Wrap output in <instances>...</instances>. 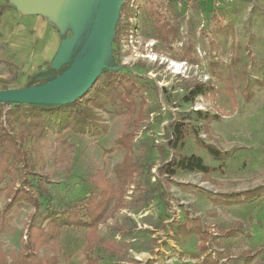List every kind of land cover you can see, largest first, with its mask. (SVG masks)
I'll use <instances>...</instances> for the list:
<instances>
[{"label": "rangeland", "instance_id": "rangeland-1", "mask_svg": "<svg viewBox=\"0 0 264 264\" xmlns=\"http://www.w3.org/2000/svg\"><path fill=\"white\" fill-rule=\"evenodd\" d=\"M190 1L122 0L121 6L125 3L128 11L121 13L120 7L117 12L104 65L144 85L147 118L136 133L134 147L142 167L138 178L146 194L135 192L134 202L102 225L104 240L121 252L96 248L100 264H200L202 259L191 256L198 253V238L176 230L187 214L207 227L240 229L213 243L220 264H264V198L216 205L199 191L239 192L264 184V0ZM100 2L0 0V90L28 87L41 70L66 61H72L69 70L58 79L80 71L95 47L98 14L93 27L92 23ZM152 9L174 29L172 48L155 37ZM119 18H130L132 37L127 35L117 51L113 39ZM52 81L42 79L38 84ZM196 83L212 85L217 92L184 102L183 96ZM231 86L237 96L236 108L228 94ZM242 89L254 92L251 102L244 101ZM196 110L226 114L211 123V137L204 138L232 157L208 181L200 173L188 172L166 180L158 169L172 154L166 146L170 124ZM102 120L105 130L85 134L55 130L33 150V155L44 160L42 171L51 181L46 184L51 195L42 200V209L50 203L84 198L93 190L88 179L97 170L114 177L123 152L106 150L130 121L115 113H103ZM32 146L27 143L28 149ZM182 152L199 155L213 167L221 165L196 145L193 136ZM38 178L31 179L36 184ZM3 204L1 199L0 224ZM32 210L30 206L14 208L10 226L0 231V244L13 255L21 250V231ZM59 240L60 264H87L84 231L65 228ZM249 250L253 251L250 260L244 254Z\"/></svg>", "mask_w": 264, "mask_h": 264}, {"label": "trees", "instance_id": "trees-1", "mask_svg": "<svg viewBox=\"0 0 264 264\" xmlns=\"http://www.w3.org/2000/svg\"><path fill=\"white\" fill-rule=\"evenodd\" d=\"M99 6L100 4L97 9ZM127 11L123 3L120 12ZM97 14L98 11L94 14L92 27ZM150 18L155 37L165 46L172 48L174 29L168 27L160 12L156 10L150 11ZM123 21L119 18L115 27L113 41L117 51L121 50L123 39L131 31L130 18ZM71 62L66 61L58 67H46L34 76L28 86H33L34 82L39 85L38 81L42 79L51 81L58 79L69 70L67 65ZM143 88L144 85L135 77L105 68L87 93L74 102L0 103V201L4 200L0 231L3 232L10 226L12 219L10 213L14 208L30 206L33 209L21 232L20 252L13 255L0 244V264H60L59 239L64 227L84 231L87 264H100L101 259L94 252L96 248H104L115 254L121 252L117 245L104 240L101 227L134 202L135 192L140 190V193L146 194L138 178L142 167L136 161L134 147L136 133L147 118L145 111L147 99ZM232 89L231 86L232 92L228 94L233 108H236L237 96ZM216 90L212 85L196 83L188 89L183 101L190 103L199 96L213 95ZM242 91L244 101L251 102L254 92L251 89H242ZM103 113L126 115L130 121L129 127L106 150L123 152L122 160L115 168L114 177L97 170L88 179L93 190L84 198L77 201L50 203L42 209V200L51 195L46 186L51 181L49 174L42 171L44 160L42 161L41 156L33 155V150H37L43 138L55 130L65 134L70 132L85 134L88 131L105 130L107 127L102 120ZM224 115L226 114L222 112L196 110L191 114L177 117L170 124L167 135L166 146L172 154L159 167V175L168 180L167 178L176 176L178 172L200 173L202 180L208 181L214 171L222 170L225 161L231 158L232 154L207 142L204 136L211 137V123L221 120ZM191 136L194 137L197 146L221 163L219 167L206 164L199 155L182 152L187 139ZM28 142L33 143L32 149L27 148ZM161 150L163 151V148ZM35 177H39L36 184L31 179ZM199 191L208 195L216 205L252 203L264 198V184L239 192L212 194L203 189ZM176 230L181 235H195L198 238V253L191 256L202 259L200 264H220V253L212 251L213 243L217 237L236 235L240 229L224 230L216 226L207 227L199 218L187 214L185 221L179 224ZM43 250L45 255H42ZM244 254L250 260L253 251H245Z\"/></svg>", "mask_w": 264, "mask_h": 264}, {"label": "water", "instance_id": "water-1", "mask_svg": "<svg viewBox=\"0 0 264 264\" xmlns=\"http://www.w3.org/2000/svg\"><path fill=\"white\" fill-rule=\"evenodd\" d=\"M68 3L69 2H66V5ZM121 4L122 0H101L100 2L96 24L95 47L88 60L91 71L86 81L79 77L81 71H78L70 74L69 76L43 85L0 90V103L66 104L74 102L75 100L83 97L87 93V91L96 83L97 79L106 68L104 62L110 45L117 12L121 7ZM68 9L71 12L73 11V8ZM64 13L66 14L68 12L64 10ZM64 85H80V89L70 96L60 97L49 101H38L33 99L44 93L50 94L54 91L55 88Z\"/></svg>", "mask_w": 264, "mask_h": 264}, {"label": "bare ground", "instance_id": "bare-ground-1", "mask_svg": "<svg viewBox=\"0 0 264 264\" xmlns=\"http://www.w3.org/2000/svg\"><path fill=\"white\" fill-rule=\"evenodd\" d=\"M80 71L81 72H80L79 77L84 79V81H86L91 71L89 62H87ZM79 89L80 88L78 87L74 88V85H64V86L55 88L54 91L50 94L44 93L33 99L38 100V101H49V100H53V99L60 98V97L70 96L74 94L75 92H77Z\"/></svg>", "mask_w": 264, "mask_h": 264}, {"label": "built area", "instance_id": "built-area-1", "mask_svg": "<svg viewBox=\"0 0 264 264\" xmlns=\"http://www.w3.org/2000/svg\"><path fill=\"white\" fill-rule=\"evenodd\" d=\"M204 1H206V0H191L190 3H192V2L193 3H201V2H204ZM216 1H220V2L222 1L223 2V1H232V0H216ZM136 31H137V29H136ZM131 34H132V31L130 33V36L132 37ZM198 50L200 51V49H198Z\"/></svg>", "mask_w": 264, "mask_h": 264}, {"label": "crops", "instance_id": "crops-1", "mask_svg": "<svg viewBox=\"0 0 264 264\" xmlns=\"http://www.w3.org/2000/svg\"><path fill=\"white\" fill-rule=\"evenodd\" d=\"M65 228H67V227H64L63 229H65ZM63 229H62V230H63ZM68 229H71V228H68ZM21 232H22V231H21ZM61 233H62V232H61ZM20 238H21V236H20Z\"/></svg>", "mask_w": 264, "mask_h": 264}]
</instances>
